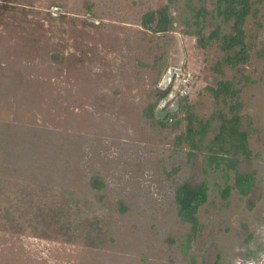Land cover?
Instances as JSON below:
<instances>
[{"label":"rangeland","instance_id":"374dc122","mask_svg":"<svg viewBox=\"0 0 264 264\" xmlns=\"http://www.w3.org/2000/svg\"><path fill=\"white\" fill-rule=\"evenodd\" d=\"M186 1L169 6L173 30L155 34L144 17L154 26L168 0H0V264H248V249L264 243V0H252L253 49L238 69L223 64L219 44L183 34ZM215 3L194 5L213 12ZM218 23L209 15L204 35ZM172 69L175 92L157 111H177L187 95L189 108L161 128L145 110ZM8 71L20 79L5 86ZM222 82L239 91L227 104L209 91ZM238 104L252 151L238 170L255 185L226 202L233 176L226 183L223 166L206 174V152L190 157L177 139L190 117L215 118L210 141ZM205 178L203 228L188 251L175 193Z\"/></svg>","mask_w":264,"mask_h":264},{"label":"trees","instance_id":"16d2710c","mask_svg":"<svg viewBox=\"0 0 264 264\" xmlns=\"http://www.w3.org/2000/svg\"><path fill=\"white\" fill-rule=\"evenodd\" d=\"M178 0H168V6H166L159 14V23L157 29H153L150 26L152 19L151 14L144 17L143 27L152 31L155 34H167L173 30L174 19L168 12L169 6L176 4ZM207 0H187L185 10L181 13L180 23L184 26L183 34L185 36L194 37L197 43L202 48H207L212 43L219 44L220 49L224 52L225 58L223 64L229 68H240L247 65L250 62V52L253 49L252 45L246 41L247 36L244 30L247 19L251 15H256L257 10L254 9L255 3L252 0H216L215 8L213 12H209L204 7ZM195 2L201 3L199 7H196ZM214 17L219 22L216 29L208 36L204 35L205 20L208 16ZM52 19H56L52 16ZM90 26H94L90 24ZM227 28L229 29L228 31ZM55 60V56L53 55ZM12 79L8 83H4L5 86L16 83L17 79H20L19 75L8 71L4 79ZM246 82H252L247 77L243 78ZM218 89H210L213 97L216 100H221L227 104V99L234 100L239 94V91H235L231 82L219 83ZM171 94V86L165 90L159 89L157 92L158 100L156 104L145 110V116L150 121L156 123L161 128L176 127L179 124L177 120L180 113L183 110L188 109L189 95L185 97H179V108L177 111L164 115L167 110L165 107L162 111H157L158 104L167 99ZM241 105H236L231 108L232 116L220 115L221 124L219 125V132L206 142L205 136L211 129L213 123L212 118L206 122L198 121L196 118L190 117L188 122V128L186 135L179 137L178 145L186 142L191 152L190 157L195 158L197 155L195 152H206L205 155V173H209L210 170H218L221 166L225 167L226 183L230 181V177L233 176V185H225L221 189V195L224 201L230 197L233 190H237L238 193L244 197L249 196L253 186L255 185L254 174H243L238 170L239 158L243 156L250 158L252 151L249 147L250 134L246 130H241V118L238 112ZM195 125L201 127L200 130L195 128ZM201 136L197 140V136ZM207 143V144H206ZM180 168H175L169 175L175 177L178 174ZM98 189L102 188V184L97 186ZM209 184L205 178L202 184L196 189L192 190L186 185L178 186L176 189V203L179 206L177 210V217L180 223L189 227V232L185 236V241L182 243L184 249L188 251L191 249L193 242L197 239L198 234L201 232L203 226L199 220L200 209L208 203L209 199ZM193 263H195L193 261ZM215 264H219V260Z\"/></svg>","mask_w":264,"mask_h":264},{"label":"crops","instance_id":"0c3cea01","mask_svg":"<svg viewBox=\"0 0 264 264\" xmlns=\"http://www.w3.org/2000/svg\"><path fill=\"white\" fill-rule=\"evenodd\" d=\"M247 240L253 241V237L249 236ZM245 259H247V261H250L249 259H251L248 264H264V243H261L260 245L257 244L256 249L249 248Z\"/></svg>","mask_w":264,"mask_h":264},{"label":"water","instance_id":"95a60500","mask_svg":"<svg viewBox=\"0 0 264 264\" xmlns=\"http://www.w3.org/2000/svg\"><path fill=\"white\" fill-rule=\"evenodd\" d=\"M158 23H159L158 16H156L155 24H154V26H152L153 29H156V28L158 27ZM175 77H177V79H179L178 73H176V72L174 71V69L169 70V71L167 72L166 77L164 78V80H163V82H162L161 88H162V89H167V88L171 85V83L173 82V80H174ZM175 105H177V102H176ZM171 112H175V111H172V109H168V110L166 111V114L171 113ZM166 114H165V115H166Z\"/></svg>","mask_w":264,"mask_h":264},{"label":"built area","instance_id":"2783aa9c","mask_svg":"<svg viewBox=\"0 0 264 264\" xmlns=\"http://www.w3.org/2000/svg\"><path fill=\"white\" fill-rule=\"evenodd\" d=\"M178 79H176V81H177ZM184 83H187V81L184 79ZM172 85V84H171ZM170 85V86H171ZM175 88V87H174ZM171 92H172V94L175 92L173 89H172V86H171Z\"/></svg>","mask_w":264,"mask_h":264}]
</instances>
